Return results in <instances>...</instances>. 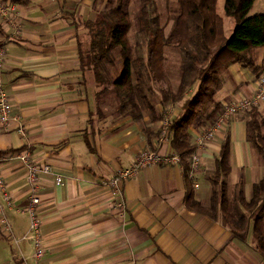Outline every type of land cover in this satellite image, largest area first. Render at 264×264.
<instances>
[{
    "label": "crops",
    "instance_id": "1",
    "mask_svg": "<svg viewBox=\"0 0 264 264\" xmlns=\"http://www.w3.org/2000/svg\"><path fill=\"white\" fill-rule=\"evenodd\" d=\"M98 1L20 0L22 33L12 37L10 28L0 23L5 50L0 86L13 117L7 126L0 121V151L27 150L36 161L52 164L63 176L60 185L50 175L40 182L45 253L36 259L32 239H23L29 216L16 210L25 208L28 201L23 166L18 160L3 164L1 171L16 206L7 211L13 238H2L14 246V260L4 258L2 263L264 264L254 218L247 232L237 235L225 220L198 212L187 202L191 196L209 205L212 187L208 176L227 136L231 137L229 191L234 193L242 184L246 200L252 198L253 184L264 176V161L248 140L246 113L231 118L199 151L198 188L193 187L182 163L148 165L123 182L119 191L108 186L145 148L160 154L174 151L170 140L160 142L161 122H153L149 114L140 120L119 119L98 110L94 74L82 70L79 60V45L89 42L83 22L93 17ZM259 57V62L252 60L253 68L237 62L223 71L226 86L219 90L218 102H232L255 92L256 68L264 66L263 49ZM197 90L198 85L191 87L185 97H193ZM182 107L183 102L173 103L170 119L179 117ZM19 126L24 127V134L18 132ZM191 132L196 136L203 131L193 128ZM122 202L124 210L118 207ZM1 245L0 254L5 257L9 252Z\"/></svg>",
    "mask_w": 264,
    "mask_h": 264
},
{
    "label": "trees",
    "instance_id": "2",
    "mask_svg": "<svg viewBox=\"0 0 264 264\" xmlns=\"http://www.w3.org/2000/svg\"><path fill=\"white\" fill-rule=\"evenodd\" d=\"M10 1L17 4L20 0ZM132 1L106 0L104 8L95 9L93 17L83 22L89 42L85 49L79 45L80 67L93 72L99 87L108 82L106 76L110 74L105 62L113 64L116 54L120 57L121 74L113 84L119 101V119L131 116L140 120L148 113L152 121L158 123L169 110L162 111L163 108L169 107L170 103L183 102L179 117L170 119L169 138L171 148L180 156L189 178L191 156L197 151L191 129L209 130L222 113L224 104L216 101L215 95L222 86L221 74L225 69L237 62L253 68V61L247 54L253 48L264 47V13L249 16L256 0H225L224 16L235 23L228 35L223 17L215 12L217 0H175L176 14L166 33L167 23L160 26L158 16L153 12L155 1L141 0L139 33L144 34L143 43L131 44ZM3 46L0 40V48ZM166 46L177 47L182 52L180 81L175 91L170 86L155 88L156 83L167 79ZM144 48L145 53L138 54V49ZM263 70L264 66L256 68L258 78ZM197 85L194 96L186 98L188 90ZM157 92L161 98V111L156 106L159 102L152 101ZM101 94V91L97 92V100ZM246 114L249 117L248 140L264 161V119L259 108ZM9 152L15 151H0V157ZM231 169V137L227 136L216 156L214 170L208 176L212 187L209 205L203 206L190 196L188 206L215 219L220 217L237 235L245 234L249 220L254 218L257 244L264 252V176L253 184L249 201L244 196L242 184L231 198L227 183ZM245 211L249 212L248 216Z\"/></svg>",
    "mask_w": 264,
    "mask_h": 264
},
{
    "label": "built area",
    "instance_id": "3",
    "mask_svg": "<svg viewBox=\"0 0 264 264\" xmlns=\"http://www.w3.org/2000/svg\"><path fill=\"white\" fill-rule=\"evenodd\" d=\"M20 11L18 5L10 0H0V23L10 28V34L12 37H18L22 33V26L20 21ZM5 58V50L0 48V68ZM255 92L246 97H240L232 102H226L224 109L214 125L207 131L198 133L194 138V143L197 147V151L191 156V165L188 172L189 179L192 181L193 187L196 189L199 187V175L202 166V157L200 150L205 145L214 139L216 131L222 128L227 122L243 112H249L252 109L260 108L264 104V70L257 80ZM167 111L164 114V118L161 120V132L160 142L169 141V125H170V113ZM13 117L11 116V104L5 94V91L0 86V121L4 126L10 124ZM18 132L24 134V127L19 126ZM11 160H18L23 166L26 182L28 185L27 191V205L25 208H18L17 211H24L29 216V227L23 239H32L36 259H41L45 253V245L42 235V215L41 208V195H40V182L44 175L52 176L56 185L63 183V176L58 172L50 163L38 162L32 154L27 150L9 152L0 157V232L8 239L13 238V229L11 222L8 218L7 211L15 208V201L9 190L7 180L2 174V166ZM180 164L181 158L175 152L160 154L150 148H145L140 151L135 162L130 165L129 168L119 170L118 173L110 179L108 186L119 191L121 185L126 180L136 177L138 171L145 168L148 165L155 164ZM120 210L125 209V204L119 203ZM17 242V240H15Z\"/></svg>",
    "mask_w": 264,
    "mask_h": 264
},
{
    "label": "rangeland",
    "instance_id": "4",
    "mask_svg": "<svg viewBox=\"0 0 264 264\" xmlns=\"http://www.w3.org/2000/svg\"><path fill=\"white\" fill-rule=\"evenodd\" d=\"M105 1L106 0H100V1L96 2L95 9L104 8L105 7ZM154 1H155V5H154L155 7H153V9H154L153 12L156 13V15L158 16L159 25L161 26V25H164L165 23H167L166 29H168V30L171 29V26L173 23V18L176 14L175 0H154ZM140 2H141V0H133L131 3V6H130L132 28H131V31L129 33V42L131 44H135L137 42L143 43L142 40L144 38V34L139 33ZM224 2H225V0H217L216 1L215 12L217 15L223 17V21L225 23V26H226V28H228V35H230L232 33L234 26H235V23L233 22L232 19L226 18L224 16ZM258 13H264V0H256L255 1L253 8L251 9V11L249 13V16L255 15ZM87 45L88 44L83 46L84 49L87 48ZM262 49L264 50V47H256V48L252 49L251 51L248 52L247 57L254 60V61L258 60V62H259V59H260L259 53H261ZM165 50H166V55H167V63H166L167 79L163 83H160V84L156 83L155 88L157 89V87H162V88L166 89L168 86H170L175 91L177 89V86H178L179 81H180V64L182 61V52L180 51L179 48L171 47V46H166ZM139 53L144 54L145 48L141 49V50L138 49V54ZM116 56H117V58L114 59L113 64H112V62L111 63L108 61L105 62L106 66H107V71H110V74L108 76H106L108 79V82H106L104 85H101L98 87V91H101L102 94L100 95L99 99L97 100V105H99L98 108H100L98 110L104 116L109 115V116L117 118L118 117L117 112H119L118 111L119 101H118L116 93L113 90V84H114L115 79H117L121 74V59L117 54H116ZM221 75H222L221 76L222 86H221L220 90H222L224 88V85L226 86L225 73L223 74V72H222ZM241 77H243V75H241ZM243 79H244V77H243ZM227 85H229V84H227ZM231 87L236 89L235 84L231 83ZM237 87L239 89L240 84ZM233 95L239 96L238 93H235V94L232 93L231 97ZM220 98L221 97H220V94L218 91L217 94L215 95V100L220 101L219 100ZM159 100H161V98L159 96V92H157L152 97V101L157 104L159 102ZM160 102L156 106L159 107ZM169 105H170L169 106L170 108L169 107L163 108L162 111H165V109L167 110V108L168 109L173 108V103H170ZM159 108L161 111V106ZM143 109H144V113H145V106H143ZM243 113L245 114V112H243ZM146 114H148V113H146ZM259 114L264 119V107L261 109V112L259 111ZM237 115L235 117H237ZM200 129H204V128L201 127ZM218 132L220 133V131H218ZM262 132L264 133V123L262 125ZM192 137H193V139L195 137V136H193V133H192ZM217 138H218V141H219V139H221V137H219V134H218ZM232 193L233 192L229 191L231 198H232V196H234V195H232ZM2 238L5 239V237L0 232V248L3 247L1 245V243H3L5 248L8 249L9 253L5 257L0 254V264H3L2 260L4 258L8 261L14 260L12 257V250H11V249H13L14 246H11V245H8L7 243H5Z\"/></svg>",
    "mask_w": 264,
    "mask_h": 264
}]
</instances>
